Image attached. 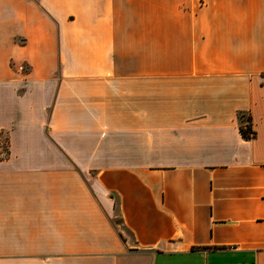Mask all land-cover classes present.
<instances>
[{
  "label": "crops",
  "instance_id": "0c3cea01",
  "mask_svg": "<svg viewBox=\"0 0 264 264\" xmlns=\"http://www.w3.org/2000/svg\"><path fill=\"white\" fill-rule=\"evenodd\" d=\"M0 134V264H264V0H0Z\"/></svg>",
  "mask_w": 264,
  "mask_h": 264
},
{
  "label": "trees",
  "instance_id": "16d2710c",
  "mask_svg": "<svg viewBox=\"0 0 264 264\" xmlns=\"http://www.w3.org/2000/svg\"><path fill=\"white\" fill-rule=\"evenodd\" d=\"M239 132L242 138L245 140L251 139L254 136V133L251 131L249 124L246 122L242 127L239 128ZM2 134H0L1 138ZM5 143L7 146V138L5 136Z\"/></svg>",
  "mask_w": 264,
  "mask_h": 264
},
{
  "label": "rangeland",
  "instance_id": "374dc122",
  "mask_svg": "<svg viewBox=\"0 0 264 264\" xmlns=\"http://www.w3.org/2000/svg\"><path fill=\"white\" fill-rule=\"evenodd\" d=\"M5 155H6L5 136L2 135L0 138V159H2Z\"/></svg>",
  "mask_w": 264,
  "mask_h": 264
}]
</instances>
